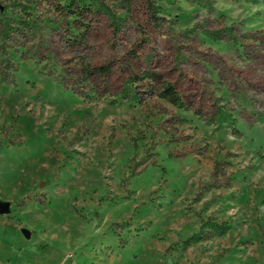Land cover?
I'll return each instance as SVG.
<instances>
[{
	"label": "rangeland",
	"instance_id": "rangeland-1",
	"mask_svg": "<svg viewBox=\"0 0 264 264\" xmlns=\"http://www.w3.org/2000/svg\"><path fill=\"white\" fill-rule=\"evenodd\" d=\"M155 5L0 0L1 261L264 264V0Z\"/></svg>",
	"mask_w": 264,
	"mask_h": 264
},
{
	"label": "trees",
	"instance_id": "trees-1",
	"mask_svg": "<svg viewBox=\"0 0 264 264\" xmlns=\"http://www.w3.org/2000/svg\"><path fill=\"white\" fill-rule=\"evenodd\" d=\"M47 3L54 4L59 10L61 11H67L69 12V16H74L77 18H82L84 16V13L86 10H89L88 7L85 6V0H44ZM124 5L131 7L133 0H121ZM166 2L167 4H174L175 0H162ZM143 8L147 16L148 23L153 29L160 28V22L159 18L157 17V7L155 5V0H143ZM107 16L110 20V26L112 34L117 35L119 28L117 25V19L114 14H112L109 9H106ZM218 36V34H215ZM137 57L135 52H129L128 53V62L132 63L133 60ZM133 66V65H131ZM110 69L107 67L97 68V69H91V70H85L84 75L87 77L92 75L102 76L106 77L108 75V72ZM131 81L136 82L144 79H150L156 84L160 85V91L158 92L157 96L163 100L164 102L170 104L174 108L182 109V110H189L186 106L185 101L180 97V95L175 90V87L170 83H164L162 77L158 74L149 73V72H143L142 76H137L135 73H131ZM1 81V80H0ZM7 79H2V82H6ZM125 92V91H124ZM231 117L227 115H223L220 113L218 116H216L213 120L216 124L222 125L225 122H228ZM202 226L209 228V229H221L222 226L217 225L213 221H206L202 224Z\"/></svg>",
	"mask_w": 264,
	"mask_h": 264
},
{
	"label": "crops",
	"instance_id": "crops-1",
	"mask_svg": "<svg viewBox=\"0 0 264 264\" xmlns=\"http://www.w3.org/2000/svg\"><path fill=\"white\" fill-rule=\"evenodd\" d=\"M0 218H3V217H0ZM21 232H22V229H21ZM23 235H24V234H23ZM31 235H32V234H31ZM31 235H30V236H26V237L30 238ZM18 254L20 255V257L22 256L21 250H19ZM15 256L18 257V255H15ZM66 259H67V257H66V255H65V257L63 258V260H59V259H58V261H57L56 264H71V263H68V262L66 263ZM8 261H9V260H3V261L0 260V264H9Z\"/></svg>",
	"mask_w": 264,
	"mask_h": 264
},
{
	"label": "water",
	"instance_id": "water-1",
	"mask_svg": "<svg viewBox=\"0 0 264 264\" xmlns=\"http://www.w3.org/2000/svg\"><path fill=\"white\" fill-rule=\"evenodd\" d=\"M9 212V205L6 203H0V217L5 216Z\"/></svg>",
	"mask_w": 264,
	"mask_h": 264
}]
</instances>
